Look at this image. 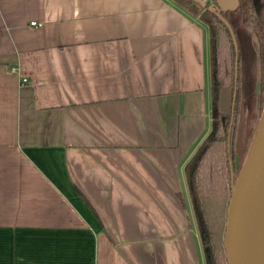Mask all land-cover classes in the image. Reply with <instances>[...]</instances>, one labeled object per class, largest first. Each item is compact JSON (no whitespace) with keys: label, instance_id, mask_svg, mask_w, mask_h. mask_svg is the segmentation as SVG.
<instances>
[{"label":"crops","instance_id":"0c3cea01","mask_svg":"<svg viewBox=\"0 0 264 264\" xmlns=\"http://www.w3.org/2000/svg\"><path fill=\"white\" fill-rule=\"evenodd\" d=\"M211 106L170 0H0V264H203L183 169Z\"/></svg>","mask_w":264,"mask_h":264},{"label":"trees","instance_id":"16d2710c","mask_svg":"<svg viewBox=\"0 0 264 264\" xmlns=\"http://www.w3.org/2000/svg\"><path fill=\"white\" fill-rule=\"evenodd\" d=\"M206 27L210 63V130L184 166L191 212L207 264H217L216 255L227 260L224 237L229 200L243 168L264 111V25L253 0H238L245 27L255 47V80L258 91L253 97L242 136L241 80L239 54L234 33L224 13L206 8L199 0H170ZM214 1V0H213ZM215 3V2H214ZM222 88L232 92L228 113L218 110ZM180 202L185 200L178 194Z\"/></svg>","mask_w":264,"mask_h":264},{"label":"water","instance_id":"95a60500","mask_svg":"<svg viewBox=\"0 0 264 264\" xmlns=\"http://www.w3.org/2000/svg\"><path fill=\"white\" fill-rule=\"evenodd\" d=\"M214 2L225 12L239 4ZM224 247L228 264H264V111L229 200Z\"/></svg>","mask_w":264,"mask_h":264},{"label":"rangeland","instance_id":"374dc122","mask_svg":"<svg viewBox=\"0 0 264 264\" xmlns=\"http://www.w3.org/2000/svg\"><path fill=\"white\" fill-rule=\"evenodd\" d=\"M202 5L206 8H210L217 13H224L219 9L213 0H199ZM254 7L256 9V13L261 20L262 24L264 25V0H253ZM226 23L231 28L234 33V40L239 54V77L241 80V121H240V128L242 129V136L243 138L245 135L244 126L246 123V119L248 117V113L250 110L251 102L253 97L258 91L257 82L255 80V47L253 46V40L251 38L250 31L245 27L242 15L240 10H231L227 11V14L224 16ZM187 202V201H186ZM193 221V225H194ZM195 227V226H194ZM202 250L203 255V264H207L204 258V251L202 248V244L200 245V252ZM217 264H228L227 260L224 261L218 255H216Z\"/></svg>","mask_w":264,"mask_h":264},{"label":"built area","instance_id":"2783aa9c","mask_svg":"<svg viewBox=\"0 0 264 264\" xmlns=\"http://www.w3.org/2000/svg\"><path fill=\"white\" fill-rule=\"evenodd\" d=\"M31 24L34 25L35 23L32 22ZM11 72L16 74V75L19 74V70L16 67L11 68ZM26 82H28V81L25 77L20 78V86H23Z\"/></svg>","mask_w":264,"mask_h":264}]
</instances>
